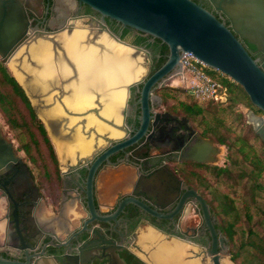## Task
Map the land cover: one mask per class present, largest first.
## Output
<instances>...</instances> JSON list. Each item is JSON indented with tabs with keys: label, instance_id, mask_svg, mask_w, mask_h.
I'll use <instances>...</instances> for the list:
<instances>
[{
	"label": "flooded vegetation",
	"instance_id": "af4514ba",
	"mask_svg": "<svg viewBox=\"0 0 264 264\" xmlns=\"http://www.w3.org/2000/svg\"><path fill=\"white\" fill-rule=\"evenodd\" d=\"M27 1L30 27L52 30L71 16H84L86 25L92 16L100 18L98 11L80 0ZM196 1L213 8L209 0ZM107 24L122 39L151 52L153 62L146 78L166 61L165 42L108 17ZM175 76L153 86L149 99L151 122L156 119V123H150L136 142L110 153L97 167L92 192L99 216L88 206L90 167L112 145L140 128L143 81L130 88L129 134L107 136L89 152H71L63 167L57 146L37 114L40 120L30 131L31 139L19 140L10 131L4 133L14 143L19 159L0 172V257L18 264H151L148 250L177 243L187 252V264H215L216 255L220 264H236L231 239L218 217L213 173L216 166L239 158L236 154L231 157L228 147L200 123L203 117H212L201 110L206 101L192 90L183 97L172 94L169 87L175 85L169 79ZM246 107L264 115L260 108ZM202 139L215 149L199 161L194 159L195 147ZM197 195L207 202L217 232L215 251L214 236ZM129 197L171 215L154 214L131 201L120 208Z\"/></svg>",
	"mask_w": 264,
	"mask_h": 264
},
{
	"label": "water",
	"instance_id": "95a60500",
	"mask_svg": "<svg viewBox=\"0 0 264 264\" xmlns=\"http://www.w3.org/2000/svg\"><path fill=\"white\" fill-rule=\"evenodd\" d=\"M209 1L212 9L196 0H80L98 11L100 18L92 16L86 25L84 16H71L50 30L30 27L27 0H0V58L44 122L57 146L61 166L71 152H89L107 136L129 134L126 116L130 88L143 81L140 128L112 145L90 167L88 206L95 216L99 215L92 190L97 167L110 153L136 142L150 123H156V119L151 122L149 99L153 86L181 74L180 58L185 51L230 75L264 111V0ZM107 17L161 39L169 47L166 61L146 78L153 62L151 52L122 39L109 27ZM246 40L255 45V51L249 49ZM247 120L264 139V115L249 109ZM214 149L213 143L202 139L195 147L194 159L205 160L204 154ZM18 159L14 143L0 124V172ZM197 196L214 236L215 251L217 232L207 202ZM129 201L154 214L171 215L134 197L123 200L120 208ZM160 251L152 247L146 252L147 260L157 264ZM186 253L184 250L185 262ZM214 260L220 264L218 255ZM0 264L18 262L0 257Z\"/></svg>",
	"mask_w": 264,
	"mask_h": 264
},
{
	"label": "trees",
	"instance_id": "16d2710c",
	"mask_svg": "<svg viewBox=\"0 0 264 264\" xmlns=\"http://www.w3.org/2000/svg\"><path fill=\"white\" fill-rule=\"evenodd\" d=\"M245 43L253 51L255 45L247 40ZM166 51H169L168 45ZM223 74L227 75L225 72ZM228 79H221L227 87L228 100L216 102L203 99L206 103L201 106V110L206 109L212 117H203L200 123H204L206 130L214 133L218 143L228 147L231 157L236 154L239 158L235 163L215 167V189L222 194L219 200L221 202L215 199V203L218 217L230 239L236 233L232 219L242 217L244 240L240 245L259 258L257 264H264V208L258 203L264 198V140L253 124L247 121L246 113L240 108L241 100L234 96L236 87L245 94L247 105L258 109L259 107L252 103L249 94L239 82L231 76ZM169 88L174 95H185L178 87ZM189 92L190 90L187 91ZM0 111L11 127L22 128L23 139H31L30 131L40 119L24 89L1 58Z\"/></svg>",
	"mask_w": 264,
	"mask_h": 264
},
{
	"label": "rangeland",
	"instance_id": "374dc122",
	"mask_svg": "<svg viewBox=\"0 0 264 264\" xmlns=\"http://www.w3.org/2000/svg\"><path fill=\"white\" fill-rule=\"evenodd\" d=\"M7 68H8V66H7ZM207 69L212 75H214L220 79H222L223 77H225V78L228 77L230 79V76L227 74L226 75L227 77H226L221 70L215 69L213 67H208ZM8 70L10 71L9 68H8ZM169 82L171 84H174L175 87L180 88L184 94H186V95L188 94L187 91L190 90V88L187 85V81L184 80L182 77H178V76L171 77L169 79ZM234 96L238 97L241 100L240 108L244 112H247L248 108L246 106H248V105L246 103V98H245V94L243 93V91L240 90L238 87H236ZM0 124L3 127V131L5 134H6V131L7 132L10 131L11 134L13 133L14 136H16L19 140H21V138H23L22 128L21 127H16V128L11 127L7 123V121L5 120L1 111H0ZM215 195H216L215 199H217L218 202H221V201H219L222 198V194L220 193V191H215ZM258 203L264 208V198L261 199ZM232 220L234 221L235 228H236V233L234 235V238L231 239L232 246L230 248V250L235 255L234 262H236V264H257L259 262V258L257 256H255L253 253H251L245 246L240 245V243L244 240V235H243V230H242V217H238V218L232 219Z\"/></svg>",
	"mask_w": 264,
	"mask_h": 264
},
{
	"label": "built area",
	"instance_id": "2783aa9c",
	"mask_svg": "<svg viewBox=\"0 0 264 264\" xmlns=\"http://www.w3.org/2000/svg\"><path fill=\"white\" fill-rule=\"evenodd\" d=\"M182 72L178 77L187 81V85L201 99H211L216 102L228 100V90L224 82L208 71V66L192 51H185L181 56Z\"/></svg>",
	"mask_w": 264,
	"mask_h": 264
},
{
	"label": "bare ground",
	"instance_id": "6f19581e",
	"mask_svg": "<svg viewBox=\"0 0 264 264\" xmlns=\"http://www.w3.org/2000/svg\"><path fill=\"white\" fill-rule=\"evenodd\" d=\"M183 246L179 244L171 245L168 243H163L161 245V251L159 257L155 260L157 264H186L183 261ZM191 262V261H190ZM191 264H195L194 261Z\"/></svg>",
	"mask_w": 264,
	"mask_h": 264
}]
</instances>
